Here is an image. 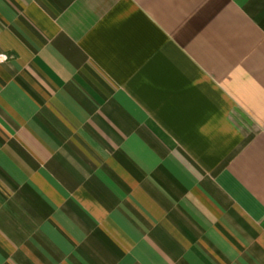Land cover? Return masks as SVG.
Listing matches in <instances>:
<instances>
[{"label":"crops","instance_id":"crops-1","mask_svg":"<svg viewBox=\"0 0 264 264\" xmlns=\"http://www.w3.org/2000/svg\"><path fill=\"white\" fill-rule=\"evenodd\" d=\"M0 264H264V0H0Z\"/></svg>","mask_w":264,"mask_h":264}]
</instances>
